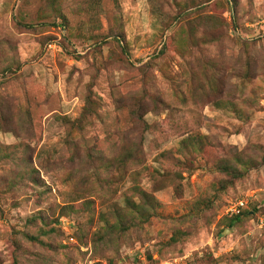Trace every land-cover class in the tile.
Instances as JSON below:
<instances>
[{
    "label": "rangeland",
    "instance_id": "rangeland-1",
    "mask_svg": "<svg viewBox=\"0 0 264 264\" xmlns=\"http://www.w3.org/2000/svg\"><path fill=\"white\" fill-rule=\"evenodd\" d=\"M0 264H264V0H0Z\"/></svg>",
    "mask_w": 264,
    "mask_h": 264
},
{
    "label": "built area",
    "instance_id": "built-area-1",
    "mask_svg": "<svg viewBox=\"0 0 264 264\" xmlns=\"http://www.w3.org/2000/svg\"><path fill=\"white\" fill-rule=\"evenodd\" d=\"M244 207V203L243 201H240L237 203V206L235 207V209H233V212H235L236 214H240L241 209Z\"/></svg>",
    "mask_w": 264,
    "mask_h": 264
},
{
    "label": "trees",
    "instance_id": "trees-1",
    "mask_svg": "<svg viewBox=\"0 0 264 264\" xmlns=\"http://www.w3.org/2000/svg\"><path fill=\"white\" fill-rule=\"evenodd\" d=\"M239 216H236V218H238Z\"/></svg>",
    "mask_w": 264,
    "mask_h": 264
}]
</instances>
